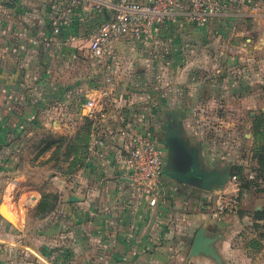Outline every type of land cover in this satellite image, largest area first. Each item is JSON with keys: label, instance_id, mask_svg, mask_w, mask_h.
Here are the masks:
<instances>
[{"label": "crops", "instance_id": "1", "mask_svg": "<svg viewBox=\"0 0 264 264\" xmlns=\"http://www.w3.org/2000/svg\"><path fill=\"white\" fill-rule=\"evenodd\" d=\"M221 1V14L198 26L183 0L151 39L120 38L102 62L90 43L110 11L0 0V264H246L234 233L222 232L229 217L216 215L198 186L163 173L149 204L131 183L120 135L139 130L157 142L170 124L198 147L202 166L229 174L231 162L209 167L203 158L202 118L257 107L256 141L264 0ZM45 194L52 206L43 212ZM200 228L219 236L220 262L189 258Z\"/></svg>", "mask_w": 264, "mask_h": 264}, {"label": "built area", "instance_id": "2", "mask_svg": "<svg viewBox=\"0 0 264 264\" xmlns=\"http://www.w3.org/2000/svg\"><path fill=\"white\" fill-rule=\"evenodd\" d=\"M93 11H110L111 16L105 19L94 32L91 43V55L98 61H106L109 47L120 38L130 36L137 39H151L157 27L165 21L172 20L183 0H71ZM221 0H190L184 17L192 23L203 26L221 14ZM107 76V81L110 78ZM86 105L95 106L88 99ZM120 135L124 138V165L133 186L143 190L154 206L158 200V191L163 176L164 157L162 148L145 132L123 129ZM229 183L238 184L237 176L230 175ZM214 213L218 216H232L240 207V196L225 190L214 191Z\"/></svg>", "mask_w": 264, "mask_h": 264}, {"label": "rangeland", "instance_id": "3", "mask_svg": "<svg viewBox=\"0 0 264 264\" xmlns=\"http://www.w3.org/2000/svg\"><path fill=\"white\" fill-rule=\"evenodd\" d=\"M251 112L256 115L261 109L256 107L240 112L234 109L221 111L217 113L218 118L215 113L206 122V117H203L200 142L203 144V158L209 167H222L227 162L235 166L231 175L237 176L238 184L228 182L225 186L229 192L236 188L240 196V207L236 214L228 216L229 221L225 222L222 232L229 235L234 233L236 244L248 258L246 264H264V169H258L259 164L253 156L254 143H262L264 146V133L253 141ZM262 112L264 113L263 110ZM185 155L178 150L175 160V168L183 172L187 169L181 164ZM187 158L190 159L189 156ZM197 180L190 177L186 183L196 184ZM202 192L207 194V203L213 209L214 191ZM256 211H263L262 219H256Z\"/></svg>", "mask_w": 264, "mask_h": 264}, {"label": "water", "instance_id": "4", "mask_svg": "<svg viewBox=\"0 0 264 264\" xmlns=\"http://www.w3.org/2000/svg\"><path fill=\"white\" fill-rule=\"evenodd\" d=\"M172 134L177 138L178 142L181 144L183 152L186 154L181 159V164L187 169L186 172H183L175 168L176 152L167 138L166 140H163V142H165V147H168L167 162L163 173L174 178L177 181L185 183L190 177L197 178L198 180L194 185L198 186L202 190L213 192L223 189L230 180L229 172L220 171L216 168L206 169L201 165L198 154V147L189 146L187 141H185L183 137L178 135V130L173 131ZM187 156H189L190 159L187 158ZM2 216L4 215L2 214ZM218 238V235H206L205 229L200 228L193 239L191 249L189 251V258L192 256L203 254L214 259L217 262H220L221 256L218 254L215 247V243L217 242Z\"/></svg>", "mask_w": 264, "mask_h": 264}, {"label": "trees", "instance_id": "5", "mask_svg": "<svg viewBox=\"0 0 264 264\" xmlns=\"http://www.w3.org/2000/svg\"><path fill=\"white\" fill-rule=\"evenodd\" d=\"M254 128L256 129L255 130V137H257V136L262 137V135L264 133V127L261 130V125L259 124V121H258L257 125L254 126ZM260 130H261V132H260ZM254 158L257 159V162L259 164L258 169L263 170L264 169V146L262 143L257 142V145H255ZM65 159H67V158H65ZM234 170H235V168H233L231 170V172L233 173ZM243 177H245V176H243ZM51 201H52L51 195H49V194L43 195L41 203L39 204V209L42 210L43 212H46L52 206ZM255 216H256L257 220L262 219L263 211H256Z\"/></svg>", "mask_w": 264, "mask_h": 264}, {"label": "flooded vegetation", "instance_id": "6", "mask_svg": "<svg viewBox=\"0 0 264 264\" xmlns=\"http://www.w3.org/2000/svg\"><path fill=\"white\" fill-rule=\"evenodd\" d=\"M178 130V135H180L179 133V129L177 127H173L170 124L164 125L162 126V131L160 132L159 135H156V140L158 142V144L162 147H165V142H163V140L167 139L169 140V142L172 144L175 152H176V156H175V160L176 157L178 156V150L183 151L181 148V144L178 142L177 138L172 134L173 131ZM171 133V134H170ZM177 147V148H176ZM168 151V147H165ZM220 171H227L226 169H221Z\"/></svg>", "mask_w": 264, "mask_h": 264}, {"label": "bare ground", "instance_id": "7", "mask_svg": "<svg viewBox=\"0 0 264 264\" xmlns=\"http://www.w3.org/2000/svg\"><path fill=\"white\" fill-rule=\"evenodd\" d=\"M4 208H5V207H4ZM4 208H1V212L5 214L6 212H5ZM6 215H7V214H6Z\"/></svg>", "mask_w": 264, "mask_h": 264}]
</instances>
